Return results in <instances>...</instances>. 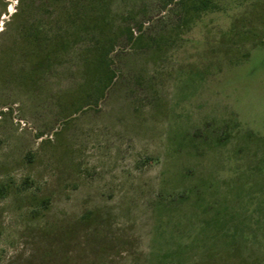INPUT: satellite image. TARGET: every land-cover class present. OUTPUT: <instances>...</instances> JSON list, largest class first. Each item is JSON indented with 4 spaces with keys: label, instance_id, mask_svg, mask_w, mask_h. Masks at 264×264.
Returning <instances> with one entry per match:
<instances>
[{
    "label": "rangeland",
    "instance_id": "374dc122",
    "mask_svg": "<svg viewBox=\"0 0 264 264\" xmlns=\"http://www.w3.org/2000/svg\"><path fill=\"white\" fill-rule=\"evenodd\" d=\"M214 2L0 0V264H264V0Z\"/></svg>",
    "mask_w": 264,
    "mask_h": 264
},
{
    "label": "trees",
    "instance_id": "16d2710c",
    "mask_svg": "<svg viewBox=\"0 0 264 264\" xmlns=\"http://www.w3.org/2000/svg\"><path fill=\"white\" fill-rule=\"evenodd\" d=\"M170 1H177V0H170ZM191 2H192V7L195 9L197 16L202 12L215 9L217 7L214 0H191ZM227 35H228L227 37L229 38L235 37V33L233 32L227 33ZM242 35H245V34L242 33ZM254 45H264V42L259 41V42L254 43ZM240 49H238L237 47L235 48L230 47V48H227V50H225V53L232 58L230 60L232 63H239L240 61H245L248 59L249 57L248 50L242 51ZM233 58H235V60H233Z\"/></svg>",
    "mask_w": 264,
    "mask_h": 264
}]
</instances>
